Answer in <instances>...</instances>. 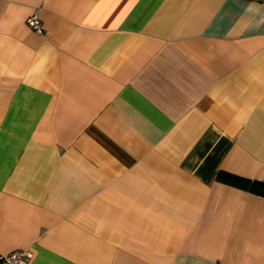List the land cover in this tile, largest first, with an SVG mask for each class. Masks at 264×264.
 Wrapping results in <instances>:
<instances>
[{
    "label": "crops",
    "instance_id": "1",
    "mask_svg": "<svg viewBox=\"0 0 264 264\" xmlns=\"http://www.w3.org/2000/svg\"><path fill=\"white\" fill-rule=\"evenodd\" d=\"M219 171L264 181V0H0V254L264 264Z\"/></svg>",
    "mask_w": 264,
    "mask_h": 264
},
{
    "label": "built area",
    "instance_id": "2",
    "mask_svg": "<svg viewBox=\"0 0 264 264\" xmlns=\"http://www.w3.org/2000/svg\"><path fill=\"white\" fill-rule=\"evenodd\" d=\"M27 25L35 32H43V23L36 12L26 18ZM33 254L29 249H15L6 254H0V264H28Z\"/></svg>",
    "mask_w": 264,
    "mask_h": 264
},
{
    "label": "trees",
    "instance_id": "3",
    "mask_svg": "<svg viewBox=\"0 0 264 264\" xmlns=\"http://www.w3.org/2000/svg\"><path fill=\"white\" fill-rule=\"evenodd\" d=\"M216 178L221 182L264 195V181L249 179L227 171H219Z\"/></svg>",
    "mask_w": 264,
    "mask_h": 264
}]
</instances>
